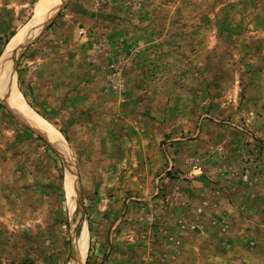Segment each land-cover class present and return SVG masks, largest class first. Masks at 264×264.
<instances>
[{
	"label": "rangeland",
	"instance_id": "obj_1",
	"mask_svg": "<svg viewBox=\"0 0 264 264\" xmlns=\"http://www.w3.org/2000/svg\"><path fill=\"white\" fill-rule=\"evenodd\" d=\"M38 2L0 0V63ZM22 48L0 264H72L82 238L83 264H264V0H67Z\"/></svg>",
	"mask_w": 264,
	"mask_h": 264
},
{
	"label": "bare ground",
	"instance_id": "obj_2",
	"mask_svg": "<svg viewBox=\"0 0 264 264\" xmlns=\"http://www.w3.org/2000/svg\"><path fill=\"white\" fill-rule=\"evenodd\" d=\"M66 1L67 0H39V2L37 3V7L35 9V15L33 17V20L14 36L11 43L12 49L10 53L0 63V74L4 72L6 73V69L8 66L7 62H9L12 58H14L13 55L19 52L21 49H23L22 47L24 45H26L29 41L33 40V38L36 35H38V33L42 30V28L45 27L46 24H48L50 20H52L55 17L59 9L62 6H64ZM3 93L6 102L10 104L11 108L14 111H16L17 114L19 113V116L22 120L26 121L27 123L31 124L34 127L39 125L43 127V129L45 130L49 128L45 125V123L42 122V120L38 116H36V114H34V112L31 109H29L28 106L22 103L20 96L16 93L14 84L11 85V87L9 88L7 87V89H5ZM49 129L50 131L47 132V134L51 135L52 133H54V135L57 136V137L55 136L56 138L55 143L57 144L58 149L63 148L64 147L63 141L60 140V136L58 135L56 130L51 128ZM54 135L52 134L53 137ZM64 158L67 160V157ZM67 167L69 174L71 176V167L70 165H68ZM75 217L76 214L74 213V223L75 222L78 223V220H75ZM83 239L84 238H82V241L84 242V248L82 252L78 251V248L75 249L72 264H83V259L85 258L86 255V245H87L86 240Z\"/></svg>",
	"mask_w": 264,
	"mask_h": 264
},
{
	"label": "crops",
	"instance_id": "obj_3",
	"mask_svg": "<svg viewBox=\"0 0 264 264\" xmlns=\"http://www.w3.org/2000/svg\"><path fill=\"white\" fill-rule=\"evenodd\" d=\"M169 209L166 207V209L164 208L163 210H160V213H159V215L165 220V222H167L168 221V223H170V219H172V218H170L171 216H170V213H171V211H168ZM176 216V215H175ZM185 220V219H184ZM184 220L181 218V220H180V223H182V222H184ZM172 222V221H171ZM177 222V221H176ZM178 225H179V223H178ZM166 228V227H165ZM164 228V231H162V229H161V234L165 237V241H166V243H173V242H171V241H169V238L171 237L173 240L174 239H176L175 238V236H171V235H173L174 233H173V231H170L169 229H165ZM166 230V231H165ZM175 232V231H174ZM175 233H177V235H178V231L177 232H175ZM136 236H137V234H136V232H133V230L130 228L129 229V233L128 234H126V236H125V239L126 240H130V244H131V246L128 248V249H130V252L132 251V250H134V249H136V246L133 244V242H135V241H137V239H136ZM128 237H130V238H128ZM122 239H124V237H122V233H121V237L119 238V239H117V240H114V242H119L120 240H122ZM178 240V239H177ZM180 240H182V238H180L179 239V241ZM171 248H174V250L176 249V245L173 243V244H171ZM132 249V250H131ZM129 251V250H128Z\"/></svg>",
	"mask_w": 264,
	"mask_h": 264
},
{
	"label": "built area",
	"instance_id": "obj_4",
	"mask_svg": "<svg viewBox=\"0 0 264 264\" xmlns=\"http://www.w3.org/2000/svg\"><path fill=\"white\" fill-rule=\"evenodd\" d=\"M192 168H193V171L201 173V167L199 165H194Z\"/></svg>",
	"mask_w": 264,
	"mask_h": 264
},
{
	"label": "water",
	"instance_id": "obj_5",
	"mask_svg": "<svg viewBox=\"0 0 264 264\" xmlns=\"http://www.w3.org/2000/svg\"><path fill=\"white\" fill-rule=\"evenodd\" d=\"M54 148V147H53ZM55 149V148H54ZM56 150V149H55ZM57 151V150H56ZM64 153V152H63ZM60 154V153H59ZM61 155V154H60ZM62 156V155H61ZM82 230V229H81ZM73 258H74V254H73Z\"/></svg>",
	"mask_w": 264,
	"mask_h": 264
},
{
	"label": "trees",
	"instance_id": "obj_6",
	"mask_svg": "<svg viewBox=\"0 0 264 264\" xmlns=\"http://www.w3.org/2000/svg\"><path fill=\"white\" fill-rule=\"evenodd\" d=\"M40 140H42V138H39Z\"/></svg>",
	"mask_w": 264,
	"mask_h": 264
}]
</instances>
